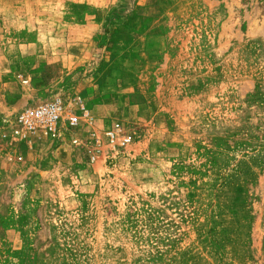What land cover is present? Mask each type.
<instances>
[{
    "label": "rangeland",
    "instance_id": "obj_1",
    "mask_svg": "<svg viewBox=\"0 0 264 264\" xmlns=\"http://www.w3.org/2000/svg\"><path fill=\"white\" fill-rule=\"evenodd\" d=\"M1 117L0 264H264V0H0Z\"/></svg>",
    "mask_w": 264,
    "mask_h": 264
},
{
    "label": "built area",
    "instance_id": "obj_2",
    "mask_svg": "<svg viewBox=\"0 0 264 264\" xmlns=\"http://www.w3.org/2000/svg\"><path fill=\"white\" fill-rule=\"evenodd\" d=\"M73 100L76 110L69 109V112L60 96L21 109L15 115L11 129L12 136L16 139H40L56 132L63 125L68 129L76 128L80 115L84 114L86 109L81 96L77 95ZM118 130L119 127L116 124L114 129L108 130L106 134L110 139L115 138L120 144H125L129 138L119 135ZM72 141L76 142L77 138H73Z\"/></svg>",
    "mask_w": 264,
    "mask_h": 264
},
{
    "label": "crops",
    "instance_id": "obj_3",
    "mask_svg": "<svg viewBox=\"0 0 264 264\" xmlns=\"http://www.w3.org/2000/svg\"><path fill=\"white\" fill-rule=\"evenodd\" d=\"M0 121H1V122L3 121V118H2V117L0 118ZM1 122H0V123H1ZM3 140H4V139H3ZM12 140H15V141L17 142L16 138H14L13 136H12ZM34 140H35V139H34ZM5 141H7V143L10 144V141H9V140L5 139ZM11 142H12L13 145L15 144L13 141H11ZM34 142H35V141H34Z\"/></svg>",
    "mask_w": 264,
    "mask_h": 264
}]
</instances>
